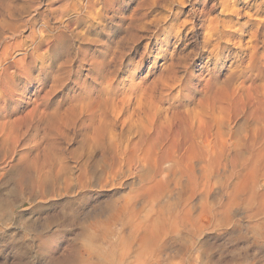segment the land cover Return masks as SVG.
<instances>
[{"label":"bare ground","instance_id":"1","mask_svg":"<svg viewBox=\"0 0 264 264\" xmlns=\"http://www.w3.org/2000/svg\"><path fill=\"white\" fill-rule=\"evenodd\" d=\"M108 1L71 0L72 21L67 19L59 22L57 27H51L49 20L41 19L46 29H31L25 35L9 28V21L1 19L4 41L0 42V179L7 167L10 144H19L29 134L32 123L40 122L43 134L50 141L46 139L32 146L35 151L32 167H26L16 175L9 176L8 172L4 176L0 193L6 192L13 200L4 202L3 197L0 206H13L25 194L41 199L46 195L49 198L68 196L70 199L64 207L74 205V197L80 194L84 204L91 199L93 180L98 179L100 187H108L120 186L124 179L134 178L137 184L126 195L107 204L117 208L120 217L115 218L116 221L130 224L159 221L168 224H237L231 215L235 212H242L248 222L253 221L250 215L253 212V217H264V1L220 0L222 12L228 14L206 20L202 17L207 15V10L201 8V19L195 30L203 29L204 33L198 52H187L184 45L180 50L177 47L169 52L167 57L169 45H164L165 42L174 38L181 44L187 38V34L172 23L162 33L163 38H156L158 48L154 56L146 48L138 61H126L125 57L129 54L133 57L136 49L125 48L127 51L116 53L115 47V53L110 56L98 54L80 59L72 75L81 79V83L74 82L76 85L67 94L63 92L54 107L49 104L57 94L60 74L54 75L56 80L53 79L54 84L48 90L42 85L35 86L32 95L17 96V81L22 78L32 80L35 72L42 75L48 70L50 57L60 52L69 36V22L75 28L83 26L90 32L88 29L95 20L103 21L107 11L111 9L114 15L122 16L133 3L131 0L125 5L122 3L125 0H112L113 4L108 5ZM166 2L163 3L169 7L184 6V0ZM138 8L139 5H135L124 16L131 24L139 25L137 22L147 16V13L137 16ZM241 14L245 21L239 17ZM180 15L181 12L175 13L173 20L177 21ZM163 19V16L153 19L150 26L166 21ZM187 20L182 22V27L189 22ZM5 22L7 28L3 25ZM79 32H76L77 36L85 42L86 34ZM131 35L133 45L140 38L139 34ZM147 58L153 59L151 67L146 76L137 81L135 75ZM195 59L202 63L201 73L196 84L193 82L188 86L183 79L187 75H196L191 63ZM159 62L165 65L160 72L157 71ZM127 67H134L136 71L128 73V80L123 82L120 77ZM180 70L183 76H180ZM219 74H225V79L213 83L212 78ZM10 104L14 107H9ZM22 127L25 132H21ZM69 145L76 147L68 149ZM53 151H57V157ZM67 159L75 165L69 167L65 162ZM57 160L56 170L53 164ZM157 209L160 213H168L167 220L148 213L140 218L143 211Z\"/></svg>","mask_w":264,"mask_h":264},{"label":"rangeland","instance_id":"2","mask_svg":"<svg viewBox=\"0 0 264 264\" xmlns=\"http://www.w3.org/2000/svg\"><path fill=\"white\" fill-rule=\"evenodd\" d=\"M70 1L71 0H0V21L2 18L3 20L6 19L4 21H9V28L18 31L17 33L20 35L28 34L31 29H34L35 31L46 29V26L42 23L41 19L49 20L48 22L49 25L51 24V27H57L59 22H65L67 19L72 21L71 18L74 19V17H72L73 13L71 12V9L69 10L71 7V5H69ZM113 1L109 0L107 4L112 5ZM132 1V4H130L131 0H125V2H122L125 5L130 4L126 8L125 15H127L135 5H139L137 16L141 17L142 14L147 13V16L143 17V22H137L139 25L135 22L137 21V18L133 21L135 23L131 24L132 22L127 20V18L124 17L125 15H122V13V16L119 14L114 15L111 9L107 11L103 21L99 23V20H95L96 24L94 23L92 27L88 29L90 32H87L86 28L83 26L75 28L74 25H70L71 23L69 22V28H67V30L69 29V36L63 47H60V52H57L50 57L48 70L42 75L38 73V71L35 72L32 75V80L22 78L17 81L18 86L17 91L15 92L17 96L27 97L32 95L31 92H33L35 86L37 88V86L42 85L44 89L48 90L49 86L54 84L53 79L56 78L54 75L57 74L58 76L60 74L58 76L59 80L56 84V90L57 88L58 90H61L59 87H62L63 91L57 90L55 98L51 100L49 105L50 107H54L55 101L62 96L63 92L67 94L72 87L81 83V79H77V77L73 78L72 75V71L76 70L79 66L81 62L80 59H84L85 57L88 59L93 55L97 56L98 54L110 56L111 53H117L118 50L119 52L127 51L125 48H130L132 50L136 49V53L133 57L131 54H129L128 57H125L126 61L129 59L138 61L146 48L151 50L152 55L154 56L156 55L158 48L156 44L157 39L164 37L162 36V33L168 30L172 23L177 25V28H180V32L187 34V38L181 42V44L177 43L174 38H170L168 43L165 42L164 45H169L167 57L169 56V52H172L177 47L178 50H180L184 45L188 48L187 52H190V50L192 53L195 50L198 52L202 45L201 40L204 33L203 29H199L198 31L195 30L197 27L196 25L199 24L198 19H201L199 14L201 8L205 7V10H207V15L202 17L203 19L214 17L223 18L228 14L222 12V7L219 5L220 0H197L198 3L196 0H184V6L175 4L170 7L166 5L167 0H153L154 2L152 0H145L147 1L146 3H144V0ZM149 1L152 2L149 3ZM164 1L166 3H163ZM257 1L262 2L264 0ZM143 4L146 6H142ZM64 10L65 12L63 13L62 11ZM178 12H181L182 15L178 16L177 21H179L177 22L173 20V15ZM11 15H13V17H11ZM162 16L165 18L163 20L166 21L162 23L160 21V24L158 23L159 25L153 24L154 26L151 27V21L153 22V19L155 20ZM44 17L48 19H45ZM239 17H241L242 21H245V16L243 14ZM232 18L235 20L236 17L232 16ZM186 20L189 22L182 27V22ZM7 22H5L6 24L3 23V25H6V28L8 26ZM142 25L151 28L145 29ZM132 26H135V28ZM136 26H138V28L141 26V29H136ZM142 27L145 30H143ZM71 30H73L72 33H70ZM2 31L3 30L0 28V42L4 41L2 39ZM136 31H138V33ZM76 32L86 34L85 38H87H84L85 42L82 41V38L77 36ZM193 32L196 33L192 36L191 33ZM131 34H139L138 36L140 38L133 45L131 41L133 36ZM126 42H129L128 44L130 47L127 46L128 44ZM166 46L164 48H166ZM115 47L117 48V51L114 49ZM113 49L115 52H113ZM150 59L147 58L144 65L136 73L135 79L137 81L145 77L149 71L151 62L153 61V59ZM67 61L72 62V64L69 65L70 62ZM204 62L205 57L202 60L203 64ZM191 63H193V74L196 75H193L194 77L191 75L184 77L185 80L183 79V81L185 82V85L188 86L193 85V82L196 84V80L198 79L197 76L201 73L199 72L202 65L200 60L198 61L195 59ZM163 65L164 62H159L157 71L160 72L161 69H164L165 65ZM65 69L68 71H65ZM126 69L124 70L126 72L120 77L123 82L128 80V73L136 71L134 67L133 69H129V67ZM59 70L64 71L61 73ZM64 72H67L68 74H65ZM179 72H181L180 76L184 75L182 70ZM64 74V77L61 76ZM224 75L225 74L216 75L212 78V82L216 83L224 80ZM60 76L63 80L66 79L67 81L64 80V82L61 80ZM61 83H63L62 86ZM76 93H78V91ZM9 107H14V105L10 104ZM21 129H23L21 132L26 131L23 127ZM42 129L43 126L40 122H34L30 125L27 132L31 135L26 133L27 135L21 142H19V144H10L9 151L11 150L10 152L12 155L10 152L7 155V157H9L6 159V169H8L3 170L4 176H6L8 172L9 176L19 174L24 168H30L33 166L32 161H34L33 157L35 156L33 147L35 144L37 143L38 145L43 141L45 142L47 141L46 139H49L50 141L49 137H45ZM34 135H36L35 138L33 137ZM24 144L28 145L23 146ZM30 146H33V149ZM74 147L76 146L69 145L68 149ZM23 151L24 153L26 152L25 155ZM30 151L32 152L30 153ZM53 152L57 157V151ZM71 161L72 160L70 159L69 161L68 159L67 161L65 160L66 163H69H67L69 167L70 165L71 167L75 165V163ZM12 163L13 166L11 165ZM55 164H53V169L57 170L58 160ZM70 173L71 171L69 174ZM4 176L0 179V184L4 182ZM71 178L73 179L72 175ZM122 183L123 184L120 186L100 187L99 180H93V185L92 188H90L89 193L91 199L83 204L81 201L82 196L78 194L74 197L75 204L68 207H64V203L70 199L67 198L68 196L49 198V196L46 195V198L41 199L40 197H29L27 194H25L26 196L23 195L22 197H19L18 200L13 203V206L4 207L5 205L3 204L4 206H0V264H264L263 216L253 217L255 213H250L253 221L248 222L243 218L242 212L232 213V219L233 221H236L237 224H168L167 221L154 222L153 224H130L116 221L115 218L120 217L117 208H112L107 204H111L117 201L119 197L126 195L129 189L134 184H137V180L134 178H127L124 179ZM11 184L9 183V186H11ZM0 194L4 195L0 197V201L4 199V202L7 200L10 202V199L13 200V197L9 195L8 198L4 191ZM160 211L161 210L158 209L153 212L143 211V213H140V218L143 219L148 213L154 218H165V220H167L166 215L168 216V213L164 211L165 214H163L164 212L162 211L163 213H160Z\"/></svg>","mask_w":264,"mask_h":264}]
</instances>
